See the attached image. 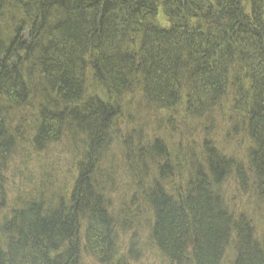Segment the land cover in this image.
I'll return each mask as SVG.
<instances>
[{"label": "trees", "instance_id": "1", "mask_svg": "<svg viewBox=\"0 0 264 264\" xmlns=\"http://www.w3.org/2000/svg\"><path fill=\"white\" fill-rule=\"evenodd\" d=\"M31 74L41 85L35 156L67 141L80 161L53 181L47 170L10 207L2 174ZM157 113H168L158 122L166 131L143 141L151 137L136 132L137 118L146 125L143 115ZM217 130L248 140L249 167L231 163ZM195 136L198 147L184 140L171 149L173 138ZM116 139L132 165L158 162L156 178L138 185L152 214L148 239L168 264H221L230 250V264H264V229L257 234L223 192L234 175L239 196L264 209V0H0V264H82L83 253L128 264L133 247L143 252L134 232L118 255L120 232L138 224L137 213L115 216L111 180L99 172ZM178 153L183 172L171 169Z\"/></svg>", "mask_w": 264, "mask_h": 264}, {"label": "rangeland", "instance_id": "2", "mask_svg": "<svg viewBox=\"0 0 264 264\" xmlns=\"http://www.w3.org/2000/svg\"><path fill=\"white\" fill-rule=\"evenodd\" d=\"M158 21L163 25H167V21L160 17ZM24 72L26 74H30V62L27 60V62L23 63ZM22 69V68H21ZM26 70V71H25ZM28 81L30 83L31 91H32V97L29 101V105L25 106L24 108L15 110L18 116H20V120L17 122L18 124L15 126V131H17L19 134L16 142H17V149L14 154V159L9 167V177L7 178V181L9 182L8 186V193H9V204L10 207L14 203V198L17 197L19 193H25L29 192V194L32 192V189L37 186L39 183V179H43V177L47 178V170H51L54 172V176H50V181H53L54 178L56 179V176L59 174L65 175L66 173H72L73 169H75L76 160L80 161V152L76 149V143L75 146L73 145L72 148L67 141H64L61 144H58L57 146L51 148L50 150L47 149L44 151V153L40 154L39 156H35V150H34V144L33 139L35 135V123L37 121L35 120L37 117V111L39 109V105L37 103V100L34 98L38 88L39 91L41 89V85L38 84L39 81L37 77H35V74H31V77L28 76ZM126 109V108H125ZM131 112H138V110L134 107L131 108ZM177 111H174V115ZM136 114V113H134ZM150 114V115H143V117L148 119V123L146 125L142 124V119L140 120L137 118V125L135 126L136 132H139L142 128L145 129L147 134L151 138H142L143 141H154L156 138L154 136L161 135L164 131H166V127L168 124L166 123V126L163 124L161 127L159 126V123L161 120H163L167 116L168 113L163 114ZM170 115V114H169ZM156 117V119H154ZM176 117V115H175ZM16 118V117H15ZM14 118V119H15ZM173 118V117H172ZM171 118V119H172ZM177 118V117H176ZM175 118V119H176ZM178 119V118H177ZM179 122H182V120H179ZM155 123V124H154ZM163 128V129H161ZM188 128L192 130V128L188 125ZM187 129V126L184 127V130ZM183 130V131H184ZM219 136H217V139L219 143H221V149L226 152L228 155L234 156L237 159H241L243 161V158L245 156V152L249 146V142L246 138H223V136L226 135L227 130L221 131L217 130ZM166 134V132L164 133ZM153 137V138H152ZM123 139V138H121ZM134 144L139 146V141L134 138ZM169 145H171L173 140L171 138H165ZM176 141L173 143V147L171 149L176 148L180 144L183 143L184 140H192V142H196L197 147L199 146V139L196 138H173ZM202 139V138H201ZM121 140L116 139V144L111 146L110 152L106 156L103 155L104 159L102 163L99 166V172L103 173L104 179H108L111 181H108V184L112 185L114 192H110V198L112 200V204L115 211V216H126L130 215L131 212L137 213V224L138 228L131 229L127 233H124L123 231L119 234V241H118V249L122 248L123 246H126L125 253L128 254L129 250V242L130 238L133 235L134 232L138 233L140 246L139 248H143L144 254L141 256L140 259L129 260L128 264H168L167 260L163 258L160 254L156 252V249L152 246L150 240L148 239V230L146 223L148 220L151 219L152 214L147 207V205L142 200V192L139 191V180L143 178L145 181V187L146 184L148 185L149 179H155V175L152 173H156L157 170V164L158 162H153L150 159H145L143 162H139V160L136 158L137 163L132 165L128 158H125L123 156L124 148L122 146ZM170 148V147H169ZM181 155L178 153L177 158L179 162V157ZM163 163V162H162ZM174 163V162H173ZM171 165V169H176L180 172H183L184 166L181 162L179 164ZM188 166V164H187ZM45 169V170H43ZM146 172V173H145ZM49 173V172H48ZM106 174L109 175V178H106ZM64 178H60L59 180H62ZM66 182V181H65ZM103 182V180H102ZM112 182V183H111ZM104 185V182H103ZM251 187V185H250ZM236 177L232 175V177H229L228 181L223 186V192L225 195H227L228 199L230 197L234 198V201H229L227 199L228 207L231 208L235 213H248L252 212L255 213L254 217L257 216V213L255 211L256 207L253 205L252 200L248 201L245 197H240L238 194V191L236 190ZM143 191V189H142ZM137 196L139 199V202L135 205L129 203L131 198L133 196ZM137 202V201H136ZM130 207L128 209L129 211H126L124 208ZM261 208V206H260ZM121 209V210H120ZM257 209H259L257 207ZM262 209V208H261ZM127 214H124V213ZM260 214V213H259ZM131 216V215H130ZM138 217L139 218L138 220ZM256 219V218H255ZM256 228L258 233L261 234V231L263 230L260 228V224L258 222V219L251 220ZM233 249V248H231ZM121 251L123 249H120ZM232 259H234V253L232 250H230L226 256L224 257V261L222 264H230ZM82 264H98L93 259L87 257L86 255L83 256V263Z\"/></svg>", "mask_w": 264, "mask_h": 264}, {"label": "bare ground", "instance_id": "3", "mask_svg": "<svg viewBox=\"0 0 264 264\" xmlns=\"http://www.w3.org/2000/svg\"><path fill=\"white\" fill-rule=\"evenodd\" d=\"M135 113V112H134ZM194 128H196L197 129V127H194ZM193 128V129H194ZM197 130H199V129H197ZM232 157H234V156H232ZM235 158V157H234ZM238 162V159H231V163L232 164H236ZM241 163L239 164V165H242V166H245L246 168H247V166L249 167V162L247 161V159H243V161H240ZM9 170L7 169V173L5 172V173H3L2 174V177L3 178H8L9 177ZM229 176L230 177H232V175L231 174H229ZM249 181L251 180V179H248ZM185 181H188V180H185ZM228 181V180H227ZM248 201H250V200H252V203H253V205L254 206H258L259 205V202L257 201L258 199H256V198H253V197H251V196H248V197H245ZM232 201H234V199H231ZM20 204V203H19ZM261 205V204H260ZM257 211H255L256 213H257V216L256 217H254V215H256L255 213H252V212H248V213H243L242 214V216H245V218H247L248 220H256V219H258V222H259V224H260V228H262V229H264V209H256ZM260 213V214H259ZM256 218V219H255ZM253 223V222H252ZM254 224V223H253ZM254 226H255V224H254ZM256 229V233H257V228H255ZM258 234V233H257ZM255 239L257 240V242H261V238H257V237H255ZM136 243L138 244V245H140V241L138 240V242L136 241ZM136 244V245H137ZM230 246H232L233 247V245H230ZM126 246H123L122 248H120V249H123L122 251L119 249L118 250V255L120 256L119 258H122V257H124L125 255H126V253H125V251H126ZM234 248V247H233ZM143 248H141V250H142ZM134 251V252H133ZM132 252H133V254H132V260H134V261H136L137 259H140L141 258V256L144 254V252H140V251H138L137 250V248L136 247H133V249H132ZM224 261V260H223ZM223 261H222V263H223ZM221 263V264H222ZM224 263H225V261H224Z\"/></svg>", "mask_w": 264, "mask_h": 264}]
</instances>
